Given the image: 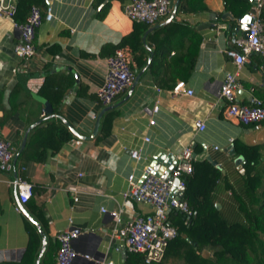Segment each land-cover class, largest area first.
Returning a JSON list of instances; mask_svg holds the SVG:
<instances>
[{
  "label": "crops",
  "instance_id": "0c3cea01",
  "mask_svg": "<svg viewBox=\"0 0 264 264\" xmlns=\"http://www.w3.org/2000/svg\"><path fill=\"white\" fill-rule=\"evenodd\" d=\"M43 1L42 13L48 8L51 16L43 18L36 28L35 50L28 59H22L12 50L18 37L16 21L0 16L1 104L4 107L10 105L7 92L24 74L22 85L29 93L19 91L10 99L13 103L21 100V103L0 123V135L11 142L14 150L18 149L27 127L43 114V103L36 91L43 80V72L52 71L73 77L72 83L64 89L60 112L81 136L72 134L43 162L26 160L21 167L0 170L1 262L18 260L24 251L28 238L27 217L21 208L34 217L28 209L30 202L42 214L46 245L55 244V234L67 227L69 221L80 229L71 241L79 253L72 264L123 262L126 250L121 240L111 235L112 220L100 207H120L118 224L133 215L150 212L149 204L124 198L122 191L127 184V174L143 177L145 166L160 152L171 154L176 161L181 147L189 145L194 159L206 158L212 151H223L233 158V153H227L232 140L244 143L263 141L264 124L253 129L251 125L242 124L223 113L224 100L219 96V87L226 73H236V100L250 103L254 97H264V61L251 54L246 62L236 67L224 49L232 46L233 39L241 34L237 30L232 37L238 18L221 17L222 12L227 11L222 0H203L205 9L174 13L171 18L185 22L198 36L191 70L183 77L171 78L176 69L170 66L166 77L168 82L157 84L152 72L163 74L167 70V62L175 55V47L180 40L186 43L189 34L184 29L169 28V31L176 29L175 33L163 42L165 51H159L150 69L148 63L155 41L146 33L164 24L168 15L147 24L141 35L147 51L145 60L137 63L132 57L134 75L139 74L137 80L131 89L129 85L110 102L119 101L113 106L116 113L110 120L109 131L95 140L94 136H86L92 131L96 113L104 105L96 100L94 89L104 79L106 55L132 29L133 22L121 10L126 0ZM161 37L162 34L158 35V39ZM193 41L194 37L189 39V44L192 45ZM123 47L128 48L127 45ZM178 80L191 88L190 95L171 91ZM153 104L157 105L154 112L151 110ZM194 119H201L204 128L196 129ZM213 145L218 149H213ZM132 149L139 150L138 159L130 156ZM164 167L159 164L160 169ZM15 176L31 184V194L24 201L19 200L9 182ZM83 253L88 257L82 256Z\"/></svg>",
  "mask_w": 264,
  "mask_h": 264
},
{
  "label": "trees",
  "instance_id": "16d2710c",
  "mask_svg": "<svg viewBox=\"0 0 264 264\" xmlns=\"http://www.w3.org/2000/svg\"><path fill=\"white\" fill-rule=\"evenodd\" d=\"M222 3L224 10L229 11L234 18H240L251 4L249 0H222ZM31 4H36L42 12L43 0H16L13 19L16 22L23 21ZM205 8L203 0H178L175 13L194 12ZM102 13L103 11L99 12V15ZM261 14H264V3ZM232 20H229V23ZM132 22L131 31L124 35L113 49L127 45L132 57L140 63L145 60L147 53L141 39L147 23ZM169 28L184 29L189 38L186 43L179 41L178 47L174 49L175 55L167 62V70H164L163 74L152 72L153 80L157 84L168 82L166 77L170 66L176 69L175 75L171 77L174 78L185 76L194 64L198 36L185 22L170 19L154 27L151 33H146L155 41L148 67L152 69L159 51H165L162 48L163 42L175 33L176 29L169 31ZM160 34L162 37L158 39ZM192 37L194 41L191 45L189 39ZM25 76L26 74L19 76L7 92V100L10 101L8 107L1 104L3 88L0 89V123L21 103V100L13 103L10 99L19 91L29 94L22 85ZM72 81L71 75L43 72V80L36 93L49 102L51 112L43 113L27 129L24 144L17 152L12 167H21L26 160L43 162L72 136L60 112L64 89ZM257 98L264 102V97ZM115 113V107H111L101 114L95 140L108 133L110 120ZM232 146L233 156L242 157L240 167H236L232 157L223 151L210 152V159L192 160V172L184 177L182 196L191 210V215L185 218L178 211L169 213L168 217L177 233L168 240L163 255L156 264H264V140L244 143L234 139ZM16 151L17 147L14 153ZM211 160H215L218 166L212 164ZM215 203H218L219 207H216ZM28 209L39 223L41 233L34 224L25 219L28 238L24 251L18 260H4L3 264H34L44 220L40 209L33 202L28 203ZM56 248V240L52 246L49 243L45 245L38 264H54ZM203 249L210 250L211 255L203 254ZM123 264H143V254L126 251Z\"/></svg>",
  "mask_w": 264,
  "mask_h": 264
},
{
  "label": "built area",
  "instance_id": "2783aa9c",
  "mask_svg": "<svg viewBox=\"0 0 264 264\" xmlns=\"http://www.w3.org/2000/svg\"><path fill=\"white\" fill-rule=\"evenodd\" d=\"M174 0H126L122 3L121 10L125 17L131 21H142L147 24L169 15ZM16 0H0V16L13 19ZM264 0H254L251 4L255 12H250L252 20L247 26L246 36L238 35L233 39V45L226 47L224 53L231 59L236 67L248 60L249 55L255 54L264 59V14L261 7ZM51 13L47 8L42 13L36 4H31L27 15L21 22H15L18 29L17 40L12 44L13 53L22 59H28L35 50V30L43 18L49 19ZM134 78V66L131 51L123 46H117L105 57V74L103 81L94 89V96L101 105L109 104L119 93L131 84ZM238 85L236 73H226L219 87V96L224 100L223 113L235 118L242 124H249L253 129H259L264 121V102L254 97L250 103H244L234 98V89ZM171 91L178 94L190 95L191 88L185 87L182 80H178ZM157 105L153 104L154 112ZM152 119L149 120L152 123ZM196 129L204 128L201 119H194ZM147 139V137H144ZM218 149L217 145L212 146ZM130 156L138 159L139 150L132 149ZM14 147L11 142L0 135V170H10ZM194 159L191 147H181L177 159L170 170L171 177H178L179 185H184V177L192 172V160ZM145 174L141 178H135L132 173L126 176L127 184L122 191V197L141 200L150 205V212L144 215H133L122 224H118V215L121 208L105 209L111 220V235L121 240L123 248L129 252L143 254V264H156L164 252V248L177 233L174 225L168 217L171 211H178L185 218L191 215L185 200L170 194V184L160 176L151 172V166L146 165ZM78 173L77 175H80ZM13 184L20 201L26 200L31 194V184L24 178L15 176L9 180ZM16 210H19L15 206ZM80 233V229L69 224L55 234L57 248L55 250V264H72L73 259L79 254L72 246V239ZM211 255V253H210ZM82 256L88 257L83 253ZM3 251L0 249V261ZM101 264H123L110 261Z\"/></svg>",
  "mask_w": 264,
  "mask_h": 264
},
{
  "label": "water",
  "instance_id": "95a60500",
  "mask_svg": "<svg viewBox=\"0 0 264 264\" xmlns=\"http://www.w3.org/2000/svg\"><path fill=\"white\" fill-rule=\"evenodd\" d=\"M251 3L254 2V0H249ZM178 3V0H174L173 1V5H172V9L169 13V15L166 17L165 19V22L170 20L173 16V14L175 13V8H176V5ZM255 7H253L252 5L249 7V9L240 17L238 18V25L237 26H234L233 27V32H232V37H234V32L237 31V30H240L241 31V35L243 36H246V33H247V26L249 24V22L252 20V17L250 16V12H255ZM229 17L230 19H233V16L228 12V11H223L222 14H221V17ZM138 73L134 75V78L130 84V87L129 89L132 88V86L134 85V83L136 82L137 80V77H138ZM127 95V94H126ZM125 95V97H126ZM43 103V113H50L51 112V106L49 104V102L44 99L43 97L39 96V95H36ZM119 101H117L116 103H109V104H106L104 106H102L99 111L96 113L95 115V118H94V123H93V128H92V131L86 136L88 138L90 137H93L95 136L96 132H97V128H98V122H99V118L101 116V114L115 106L118 104ZM65 124L67 125V127L69 128V130L71 131L72 134L74 135H77V136H81L75 129H73V127L65 121ZM31 125H29L27 127V129L30 127ZM27 129L25 130L24 134H23V137L21 139V142H20V145L17 149V151L14 153L13 155V159H12V162H14L15 158H16V155H17V152L22 148L23 144H24V141H25V135H26V131ZM227 153L228 154H232L233 153V147L231 146V143L229 144V149L227 150ZM207 159H210V156L207 155L206 156ZM241 155H236L232 158L233 160V163L235 164L236 167H240L241 165ZM162 164L163 166L165 165V167L163 169H160L159 168V164ZM167 163V165H166ZM175 161L173 159V156L171 154H165V153H158L157 155L153 156L152 160L150 161L149 165L151 166V172H153L154 174L160 176L161 178L165 179L169 184H170V194L171 195H174V196H177V197H182L183 196V187L184 185H179L178 184V181H179V178L174 176V177H171L170 175V170L172 169L173 165H174ZM211 163L218 166L216 164V161L215 160H211ZM240 172H242V169L240 168ZM216 207H219V204L218 203H215ZM22 212L24 213V215L27 217V219L36 226L37 228V231L39 233H41V229H40V226H39V223L37 222V220L32 217L29 213H27L23 208H21ZM182 235H184V233H181ZM45 245H46V238H45V235L41 234V243H40V246L38 248V253H37V256L35 257L34 259V264H38L39 263V258H40V255L42 254L44 248H45ZM0 264H3L1 261H0Z\"/></svg>",
  "mask_w": 264,
  "mask_h": 264
},
{
  "label": "rangeland",
  "instance_id": "374dc122",
  "mask_svg": "<svg viewBox=\"0 0 264 264\" xmlns=\"http://www.w3.org/2000/svg\"><path fill=\"white\" fill-rule=\"evenodd\" d=\"M202 252H203V254H205L206 256H210V253H211L210 250H205V249H203Z\"/></svg>",
  "mask_w": 264,
  "mask_h": 264
}]
</instances>
